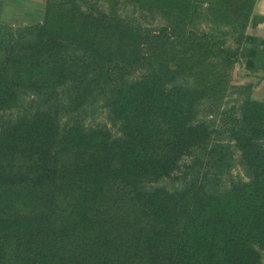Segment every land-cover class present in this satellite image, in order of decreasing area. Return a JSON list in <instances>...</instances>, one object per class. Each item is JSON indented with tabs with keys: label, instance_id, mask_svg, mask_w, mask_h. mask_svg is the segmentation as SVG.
Listing matches in <instances>:
<instances>
[{
	"label": "trees",
	"instance_id": "16d2710c",
	"mask_svg": "<svg viewBox=\"0 0 264 264\" xmlns=\"http://www.w3.org/2000/svg\"><path fill=\"white\" fill-rule=\"evenodd\" d=\"M104 1L46 0L41 21L0 23V110L30 96L0 125V189L22 184L31 202L0 206V264H258L264 100L209 117L254 0ZM96 99L118 134L85 120ZM220 133L247 175L223 187L222 166L197 170L221 163ZM185 155L181 186H146Z\"/></svg>",
	"mask_w": 264,
	"mask_h": 264
},
{
	"label": "rangeland",
	"instance_id": "374dc122",
	"mask_svg": "<svg viewBox=\"0 0 264 264\" xmlns=\"http://www.w3.org/2000/svg\"><path fill=\"white\" fill-rule=\"evenodd\" d=\"M55 3L63 2V0H54ZM80 5L85 8L87 3H93L104 6L106 1L104 0H77ZM57 7V5H55ZM47 7L46 0H0V23L4 25L19 26L23 24L36 23L42 20ZM130 11V7H126ZM144 16V19H138L143 25H148L153 27L160 21V17L149 18ZM130 17V16H129ZM147 21H152V23H146ZM245 34V33H244ZM244 36L238 47V58L234 61L227 69V83L224 87V91L218 96V111L209 115V117L214 122V126L219 123L218 114L222 109H234L238 108V105L246 97L258 100H264V86H260V79H256L254 76H247L245 73L241 72V60L239 58L241 53V47L243 45ZM239 61V63H238ZM238 63V64H237ZM30 96L23 97V102L19 105L13 106L11 108L0 110V125L5 124L9 121H14L21 115L25 110V105ZM101 99H96L93 103L87 104L85 107L84 118L88 122H99L105 124L114 134H118L117 129L118 123L112 121L107 113V108L103 105ZM212 116V117H211ZM219 142H222L219 146L222 151H225L224 158L218 162L215 158H205L204 155L202 163L197 170L199 172L215 171V167L222 166L223 170L216 178L219 180L216 185L223 187L228 185L229 178H241L246 179V170L243 166L239 151L234 147V141L229 138L225 133L219 134ZM208 159V160H207ZM190 157L188 155L183 156L180 161V165L167 176H161L156 180L149 181L146 183L147 187L152 186H164L166 188H175L182 185L185 178L190 176V172L186 171L188 169L184 163H188ZM209 161V162H208ZM221 164V165H219ZM29 190L22 184L9 185L2 187L0 189V206L5 208L8 212L19 213L27 210L30 205ZM10 251V250H9ZM260 260L258 264H264V248L260 249Z\"/></svg>",
	"mask_w": 264,
	"mask_h": 264
},
{
	"label": "crops",
	"instance_id": "0c3cea01",
	"mask_svg": "<svg viewBox=\"0 0 264 264\" xmlns=\"http://www.w3.org/2000/svg\"><path fill=\"white\" fill-rule=\"evenodd\" d=\"M244 33L239 67L245 75L260 79L259 85L264 86V0H254Z\"/></svg>",
	"mask_w": 264,
	"mask_h": 264
}]
</instances>
